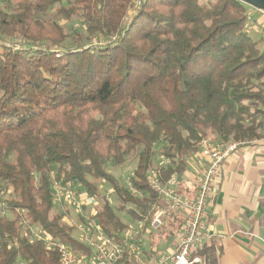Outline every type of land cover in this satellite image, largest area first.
I'll return each mask as SVG.
<instances>
[{"label": "trees", "instance_id": "16d2710c", "mask_svg": "<svg viewBox=\"0 0 264 264\" xmlns=\"http://www.w3.org/2000/svg\"><path fill=\"white\" fill-rule=\"evenodd\" d=\"M57 5L52 18L41 16ZM249 6L242 0L0 2V264H59L58 247L33 237L34 227L54 243L88 249L66 215L51 214L57 182L79 185L99 200L95 218L113 239L139 220L151 247L176 237L185 219L180 211L167 209L147 230L153 205L162 202L148 172L163 183L176 177V191L192 198L183 174L208 132L217 141L264 137V46L246 32ZM100 35L115 40L86 47ZM131 160L129 186L110 167ZM102 184L113 191L115 206Z\"/></svg>", "mask_w": 264, "mask_h": 264}, {"label": "built area", "instance_id": "2783aa9c", "mask_svg": "<svg viewBox=\"0 0 264 264\" xmlns=\"http://www.w3.org/2000/svg\"><path fill=\"white\" fill-rule=\"evenodd\" d=\"M254 12L264 21V9L256 8ZM251 14L249 12L248 18ZM262 38L264 42V30ZM112 40H115V37L106 39L102 35L96 36L86 47H98ZM247 143L249 142L217 141L216 137L207 135L203 137L199 143L201 158L195 178L196 191L192 198L185 197L176 191V177L163 183L155 170L151 169L148 172L149 186L160 196L162 202L159 205H153L154 213L147 230L161 223L167 209L180 211L185 218L180 232L176 235L173 250L162 253L155 262L144 257L142 240L138 238L139 233L145 228V221L139 220L119 239L107 236L95 218L99 200L81 190L79 185H62L57 182L53 186V195L55 204L69 205L74 209L77 215L74 221L76 236L88 249L73 248L63 242L54 243L41 229L32 228V236L44 240L47 247H58L59 264H124L126 261L131 264H201V257L193 255L194 245L200 240L209 200L213 195L216 182L222 176V163L228 155ZM112 193L110 189L105 194L109 198Z\"/></svg>", "mask_w": 264, "mask_h": 264}, {"label": "crops", "instance_id": "0c3cea01", "mask_svg": "<svg viewBox=\"0 0 264 264\" xmlns=\"http://www.w3.org/2000/svg\"><path fill=\"white\" fill-rule=\"evenodd\" d=\"M200 158L199 151L189 155L183 174L184 192L192 196ZM138 238L152 262L162 253L171 252L176 239L151 247L148 235L142 236L141 231ZM194 250L203 258V264H264V137L224 159L222 176L209 200Z\"/></svg>", "mask_w": 264, "mask_h": 264}, {"label": "rangeland", "instance_id": "374dc122", "mask_svg": "<svg viewBox=\"0 0 264 264\" xmlns=\"http://www.w3.org/2000/svg\"><path fill=\"white\" fill-rule=\"evenodd\" d=\"M16 1L17 0H0V2H2L3 4H6V3L16 4ZM209 1H211V0H200V2L202 4H205ZM57 8H58V5L52 9H50L47 13L42 14L41 16L44 19L52 18L56 13ZM255 9H256V7L251 6V5L249 6L250 12H253ZM60 20L62 23H64L63 19H60ZM70 23L71 22H67V25H69ZM72 23H73L72 25H75L77 32H79L81 34V36L85 37L84 31L82 30V28L78 24V22H76V20H74ZM263 30H264V21L261 18L257 17L255 14H251V17L249 18L247 26H246V32L252 38V40L258 42L260 47L264 46V42H263V38H262ZM76 37H77V35L76 36L73 34L70 35L69 41L75 40ZM89 41L90 40L83 41V43L87 44V43H89ZM207 136L216 137L211 132H208ZM134 167H135V161L131 160L128 163L124 164L123 166L110 167V170L114 174H116L118 177H120L124 182L129 184L128 176L133 172ZM100 186H101V191L104 193H106L110 190L109 186H106L104 184H102ZM109 199H110L111 203L113 204V206H115L117 203V199L113 193L110 194ZM51 214L52 215H60V214L66 215V220H67V222H70L71 225H74V221L77 218V217H75L76 214H75L74 209L72 207H70L69 205H63V204H60V205L55 204L54 208L51 210ZM6 216L8 218H14V215L12 213H7ZM120 216H121V219L125 222H130V220H131L127 214H120ZM34 228L39 229L38 227H34ZM74 233H75V235L77 234L76 228L74 230ZM142 247H143V244H142ZM16 264H24V262L22 260H18V262Z\"/></svg>", "mask_w": 264, "mask_h": 264}, {"label": "water", "instance_id": "95a60500", "mask_svg": "<svg viewBox=\"0 0 264 264\" xmlns=\"http://www.w3.org/2000/svg\"><path fill=\"white\" fill-rule=\"evenodd\" d=\"M242 1L256 8L264 9V0H242Z\"/></svg>", "mask_w": 264, "mask_h": 264}]
</instances>
